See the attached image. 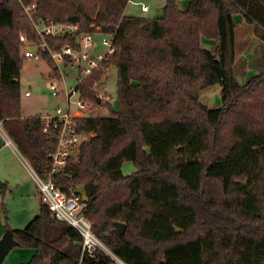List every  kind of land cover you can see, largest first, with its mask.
<instances>
[{
  "label": "trees",
  "instance_id": "1",
  "mask_svg": "<svg viewBox=\"0 0 264 264\" xmlns=\"http://www.w3.org/2000/svg\"><path fill=\"white\" fill-rule=\"evenodd\" d=\"M128 2L0 0L1 126L40 173L53 141L41 116L20 114L19 37L40 44L22 6L35 4L39 19L76 24L80 34L110 35L105 63L116 69L117 107L76 124L93 136L63 172L62 191L84 188L92 232L126 264H147L149 253L153 264H264V72L245 84L234 73V18L256 25L264 40V0H190L186 11L167 0L159 19L127 16ZM69 43L46 39L54 51ZM40 57L48 79L57 77L48 54ZM101 77L78 88L92 111L99 104L89 86ZM215 85L221 105L209 108L200 95ZM124 162L135 173L124 175ZM115 223L126 226L123 236ZM11 232L17 247L35 252L27 264L78 263L79 235L41 203ZM81 264L111 263L97 253Z\"/></svg>",
  "mask_w": 264,
  "mask_h": 264
},
{
  "label": "built area",
  "instance_id": "2",
  "mask_svg": "<svg viewBox=\"0 0 264 264\" xmlns=\"http://www.w3.org/2000/svg\"><path fill=\"white\" fill-rule=\"evenodd\" d=\"M22 9L40 41V44H30L25 36H20L19 42L23 46L22 58L37 61L41 59V53L48 54L58 74L57 77L48 79L49 90L52 96H62L64 101V108H57L53 114L41 116L42 133L53 141L52 149L47 154L46 167L38 173L30 167L28 162H24L23 165L37 188L40 203L47 209L51 218L55 222L73 228L79 235L81 255L77 264H81L83 258H94L97 253L106 256L111 264H126L104 246L92 232V224L87 217L88 203L82 202L80 196L73 194L72 191L70 194L65 193L60 186V179L69 162L72 161L81 144L93 136L91 133L77 131L76 124L79 120L90 116L87 113L93 106L92 102L82 100L78 88L85 85L94 74L100 72L102 73L101 79H93L89 88L99 100L111 101L110 95L102 93L101 90L102 78L109 67L105 62L113 51L112 37L103 35L105 38L102 39V44L108 47V52L104 56L97 55L92 58L95 47L92 37L95 34H80L79 26L69 22L54 23L50 20L39 19L35 4L22 6ZM141 11L147 12L148 8L141 5ZM63 37H68L71 43L64 45L58 51L52 50L46 44L47 38L60 39ZM27 45L34 46L35 51L29 50ZM65 69L77 71L79 80L75 88L67 89L65 75L70 73L65 74ZM24 95L28 97L29 92H25ZM0 135L6 146L14 147L3 132L1 123Z\"/></svg>",
  "mask_w": 264,
  "mask_h": 264
},
{
  "label": "rangeland",
  "instance_id": "3",
  "mask_svg": "<svg viewBox=\"0 0 264 264\" xmlns=\"http://www.w3.org/2000/svg\"><path fill=\"white\" fill-rule=\"evenodd\" d=\"M167 0H129L126 8L127 16L144 17L149 19H159L163 16V7ZM190 0H175L180 11H186ZM141 5L148 8L147 12L141 11ZM236 24L235 39V63L234 73L240 84L252 76L264 72V40L259 37V30L256 25L246 22L242 15L234 18ZM105 36L95 34L92 41L95 44L92 58L104 56L108 52V47L102 44ZM109 40V38H106ZM202 45L208 50H213L214 43L202 39ZM31 51L35 47L27 45ZM48 67L42 59L37 61L23 59L19 74L20 84V114L21 118L44 116L53 114L57 108H64L62 96L54 97L48 87ZM70 73V74H69ZM65 83L67 89L75 88L78 84L77 71L65 69ZM102 93L110 95L111 101L100 100L94 110L87 114L90 116L108 117L111 108L117 107V85L116 69L110 64L107 72L102 78ZM63 90V88H62ZM60 89V91H62ZM29 92V96L24 95ZM221 89L219 85L209 87L201 92V99L209 108H218L220 103ZM91 106V103H89ZM109 105V106H107ZM2 130L7 134L3 127ZM11 142L16 148L13 140ZM4 140L0 135V238L6 230H23L28 223L39 214L40 200L37 188L30 175L24 167V162H28L26 157L17 149L16 153L11 147H4ZM78 152L71 162L77 160ZM124 175L135 173L130 162H124ZM2 205L6 209V214L2 211ZM4 215L6 218H4ZM35 254L33 249L13 248L2 264H27ZM154 256L149 253L144 259L147 264H153Z\"/></svg>",
  "mask_w": 264,
  "mask_h": 264
},
{
  "label": "water",
  "instance_id": "4",
  "mask_svg": "<svg viewBox=\"0 0 264 264\" xmlns=\"http://www.w3.org/2000/svg\"><path fill=\"white\" fill-rule=\"evenodd\" d=\"M96 102L97 104H99L100 100L97 98ZM72 193L75 195H79L82 202L84 203L89 202V199L86 196V193L83 187L72 189ZM114 226H115L117 233L120 236H123L125 234L126 226L124 224L115 223ZM17 246H18V243L13 239L12 232L10 230L5 231L0 238V264L3 263L4 259L7 257L10 251Z\"/></svg>",
  "mask_w": 264,
  "mask_h": 264
},
{
  "label": "crops",
  "instance_id": "5",
  "mask_svg": "<svg viewBox=\"0 0 264 264\" xmlns=\"http://www.w3.org/2000/svg\"><path fill=\"white\" fill-rule=\"evenodd\" d=\"M1 137H2V136H1ZM2 138H3V137H2ZM3 140H4V139H3ZM13 145H14V144H13ZM3 146H4V147H8V146L5 145V143H4ZM13 150H14L16 153H18L15 147H13Z\"/></svg>",
  "mask_w": 264,
  "mask_h": 264
}]
</instances>
